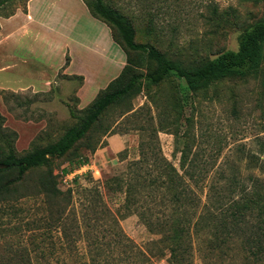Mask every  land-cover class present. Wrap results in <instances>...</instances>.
Instances as JSON below:
<instances>
[{"label":"rangeland","instance_id":"1","mask_svg":"<svg viewBox=\"0 0 264 264\" xmlns=\"http://www.w3.org/2000/svg\"><path fill=\"white\" fill-rule=\"evenodd\" d=\"M31 1L13 0L0 8V158L11 148L22 157L57 142L80 123L127 63L112 30L91 15L84 0H35L31 7L37 22L30 16ZM106 1L134 23L138 44L190 66L237 50L241 34L264 21V0ZM29 85L24 92L13 90ZM179 126L187 136L177 146L173 133ZM142 142L148 155L160 148L177 168L176 149L187 143L198 161L212 163L208 171L213 178L216 173L260 176L248 170L242 157L264 152V61L257 76L227 79L205 93L193 94L176 75L159 85L144 81L138 95L111 106L68 155L28 171L0 201V264H53L57 258L50 262L42 256L53 249L60 258L56 264H70L63 260L59 238L65 232L56 219L64 217L71 227L75 221L101 218L106 227L109 219L97 200L111 211L123 205L124 195L104 184L141 158ZM80 164L92 169L71 175ZM49 172L63 193L72 191L69 206L45 192ZM90 201L95 210L87 208ZM121 226L142 249L160 238L137 215ZM69 232L74 236L75 227ZM34 237H39L41 253L32 244Z\"/></svg>","mask_w":264,"mask_h":264},{"label":"trees","instance_id":"2","mask_svg":"<svg viewBox=\"0 0 264 264\" xmlns=\"http://www.w3.org/2000/svg\"><path fill=\"white\" fill-rule=\"evenodd\" d=\"M12 1L0 0V8ZM84 2L91 15L112 30L114 42L126 54V66L91 105L80 123L67 130L57 142L22 157L11 148L0 158V201L11 194L28 171L68 155L111 106L138 95L144 81L159 85L176 75L197 94L205 93L224 80L247 79L261 71L264 21L253 24L241 34L237 50H227L200 66H190L151 45L138 44L134 23L106 0ZM3 119L0 115V120ZM181 129L179 126L173 133L177 146L187 136V131L181 133ZM148 149L142 142L141 158L129 162L125 170L104 184L113 193L124 195L123 205L117 211H111L101 198L97 200L96 206L100 210L104 208L109 219L106 227L100 223L101 218L75 221L71 227L64 217L56 219L57 227L65 232L59 243L66 263L157 264L166 259L167 264H196L199 258L201 264H264L263 151L257 155L239 150L244 154L242 158L248 161V170L260 173V176L251 173L244 179L238 177V173L225 176L216 173L218 177L213 178L208 171L212 163L198 161L193 147L187 143L176 149L180 154V168L169 161L160 148L154 155H148ZM76 169L71 168L70 172ZM43 187L46 193L70 205L72 191L63 193L53 172L48 173ZM95 192L100 196L98 189ZM87 208L95 210L96 207L90 201ZM92 212L97 214V211ZM131 215H137L149 232L160 238L144 249L135 246L121 226V221ZM74 227L72 236L69 231ZM34 238L32 244L39 251L40 242L36 243L39 237ZM55 251L42 256L50 262L55 258L59 261Z\"/></svg>","mask_w":264,"mask_h":264},{"label":"crops","instance_id":"3","mask_svg":"<svg viewBox=\"0 0 264 264\" xmlns=\"http://www.w3.org/2000/svg\"><path fill=\"white\" fill-rule=\"evenodd\" d=\"M35 0H32L31 2H30V5H29V8H30V16H31V18H32V21H34V22H37V21H39L38 20V18H37V12H35V15L33 16V10H32V7H31V5H32V3L34 2ZM0 69H4V67H2V66H0ZM43 79H45V77L43 78ZM33 85H29V86H26V87H22V88H15V89H13L14 90V92H16V93H18L19 91H22V92H24L23 90H29V88H31ZM107 150H108V148H107Z\"/></svg>","mask_w":264,"mask_h":264},{"label":"built area","instance_id":"4","mask_svg":"<svg viewBox=\"0 0 264 264\" xmlns=\"http://www.w3.org/2000/svg\"><path fill=\"white\" fill-rule=\"evenodd\" d=\"M89 169H92V168L87 167L86 165H83V166H81L79 169L74 170V171L71 173V175L78 174V173H80V172H83L84 170H89ZM93 172H94V174H97V173H98V170L95 169ZM96 172H97V173H96Z\"/></svg>","mask_w":264,"mask_h":264}]
</instances>
